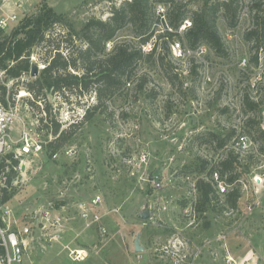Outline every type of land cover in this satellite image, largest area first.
I'll list each match as a JSON object with an SVG mask.
<instances>
[{
  "label": "rangeland",
  "instance_id": "374dc122",
  "mask_svg": "<svg viewBox=\"0 0 264 264\" xmlns=\"http://www.w3.org/2000/svg\"><path fill=\"white\" fill-rule=\"evenodd\" d=\"M124 1L1 0L0 28L9 34L50 7L80 32L92 18L108 20L112 8ZM182 1L189 18L178 30L169 24L170 4L155 3L146 42L140 24L128 21L106 43L104 55L118 45L142 49L136 81L109 100L108 108L97 110L57 156L48 145L55 138L53 121L61 130L68 128L97 103L96 94L49 90L46 102H37L26 88L35 79L30 71L19 79L0 75L7 98L13 94L25 116H45L41 110L47 103L51 110L48 126L40 121L44 151L19 161L13 195L5 202L14 230L29 242L24 264H264V136L251 134L255 128L248 125L252 119L264 130V34L262 19L257 21L259 14L264 18V0L260 13L253 8L256 0H237L234 24L232 16L218 12L220 54L210 42L189 43L186 32L192 25L186 21L192 24L191 11L202 2L176 3ZM65 27L56 25L50 41L33 50L31 63L40 71L58 44L64 54L77 55L85 48L77 37L68 44ZM256 29L258 36L249 40L247 34ZM167 31L178 35L170 39ZM173 41L181 43V56L173 53ZM154 46L156 53L150 55ZM161 59L176 73L172 79ZM208 131L227 139L228 148L205 142L208 136L195 137ZM241 136L248 138V148L238 144ZM230 150L237 159V178L229 183V176H214L211 201L200 210L197 185L206 178L199 171L203 160L210 169ZM221 184L227 187L225 194H219ZM235 188L240 196L230 208L226 196ZM97 195L101 203L96 205L92 200ZM147 203L150 218L143 220L138 214ZM85 208L87 218L82 216ZM140 232L144 252L134 248ZM180 239L184 246L174 260L164 247ZM72 250H85L87 256L79 259Z\"/></svg>",
  "mask_w": 264,
  "mask_h": 264
},
{
  "label": "trees",
  "instance_id": "16d2710c",
  "mask_svg": "<svg viewBox=\"0 0 264 264\" xmlns=\"http://www.w3.org/2000/svg\"><path fill=\"white\" fill-rule=\"evenodd\" d=\"M189 2L194 0H188ZM202 2L201 6L191 11L192 27L187 30L186 37L192 46H196L202 42H210L214 48H217L218 53H222L221 37L218 31L215 30L217 24V14L220 10H224L227 17L232 16L233 23L237 18L239 4L237 0H198ZM177 0H125L123 4L117 8H112V15L108 20L92 18L80 32H77L73 27L68 25L61 14L55 12L52 8L40 10L37 14L26 18L23 23L14 28L11 33L7 34L0 28V72L5 71L8 78L19 79L24 73L31 70V55L33 50L44 43L50 41L49 34L56 25L66 26V41L68 44L74 42V38H80L85 43V48L79 49V53L64 54L60 44L54 48V54L46 59L45 68L31 82L27 83V90L31 95L37 98V102L41 100L46 102V91L53 90L58 93H76L78 96H84L90 92L96 94L97 103L89 106L79 121L70 124L66 129L61 130V124L58 121H53V133L55 138L49 142V147L54 154L66 145L70 139L82 128L83 124L90 120L94 113L101 109L108 108L106 103L112 100L115 96L122 93L127 86H130L136 81L137 66L143 59L145 53L142 49H134L129 45H118L104 55L105 45L108 41L115 38L117 32L126 24L132 22L140 24L141 35L146 34L150 29L149 22L155 14V3L170 4L173 11L169 13V24L174 29H179L185 20L189 18V11L186 10V5L182 2L176 3ZM188 3V2H187ZM263 0H256L253 8H257L259 13L262 10ZM262 19V27L264 34V18L257 15V21L260 23ZM259 25V24H258ZM170 39L178 35L174 32L167 31ZM23 36V37H22ZM145 36V35H144ZM150 37V35H147ZM143 37V42L148 40V37ZM258 36L257 29L247 34L248 39H254ZM158 47L154 46L153 51L156 53ZM164 49L171 50L168 43H165ZM195 48V47H193ZM163 58V57H162ZM161 66L166 69L169 79H172L176 73L173 69L170 71L164 59H161ZM75 70L76 72H72ZM8 89L5 85L0 84V101L8 103ZM9 100L15 103V96L9 94ZM35 104L33 101H30ZM39 108V107H38ZM40 109V108H39ZM46 115H41L40 121L43 125L48 126L51 110L47 103V108L41 110ZM255 120H249L248 125L255 128L251 134H262L264 130L260 123H254ZM203 136H208L205 142H217V147L228 148V140L223 139L218 133L208 131L196 135L198 139H203ZM233 138V137H232ZM231 138V139H232ZM223 158L216 163H213L209 169L210 163L203 160L202 167L199 169L201 173H206V178H201L198 182V189L201 193L199 201L200 210L205 209L206 205L211 201V194L214 193L213 181L215 174L220 177L229 176L228 182L232 183L237 177L234 174L236 165V156L232 150L228 151ZM15 165L18 160H14ZM209 169V170H208ZM208 170V172H206ZM6 171V163L0 162V203L7 202L13 195V180L16 175V170L11 167L9 172H6V178L2 175ZM239 191L233 189L226 196L227 206L234 208L238 204Z\"/></svg>",
  "mask_w": 264,
  "mask_h": 264
},
{
  "label": "built area",
  "instance_id": "2783aa9c",
  "mask_svg": "<svg viewBox=\"0 0 264 264\" xmlns=\"http://www.w3.org/2000/svg\"><path fill=\"white\" fill-rule=\"evenodd\" d=\"M12 18L15 19L16 17ZM186 22L189 26L192 25L189 21ZM1 25L2 27L7 25V21H2ZM172 51L175 55L181 56V43L173 41ZM4 73L5 71H1L0 75ZM20 98L21 95H18V99ZM7 100V104L0 101V162L4 161L6 163V171L2 173L4 178L7 177L6 172H9L11 167L18 170V167L21 168L19 161L22 162L25 158L39 155V153L44 151L45 147L43 141L40 139L39 131L42 128L40 117L37 116V119H33L29 118L27 115L25 116L18 103H12L11 100H9V96ZM26 110L28 111L29 107H26ZM27 113L30 114V110ZM238 144L243 148H248V138L246 136H241ZM54 156H57V153H55ZM14 160H18L17 165L13 163ZM215 178H218L217 174H215ZM218 188L220 190L219 194H225L227 191L226 185L221 184ZM92 201L96 205L101 203V196H95ZM82 208H84V206H82ZM10 211L11 209L6 203H0V264H24L29 242L27 238L21 237L19 231L17 232L14 230V226L10 219ZM47 214L49 215L51 213L47 212ZM82 216L84 218L89 216V212L86 208ZM102 231L106 233L107 229L103 227ZM179 241L178 244L170 242V245L164 247V250H166L168 254H172L171 256L174 260H176V256L180 257L178 253L184 246V242L181 241V239ZM86 254L85 250H72L71 253V255L79 256V259L86 258Z\"/></svg>",
  "mask_w": 264,
  "mask_h": 264
},
{
  "label": "water",
  "instance_id": "95a60500",
  "mask_svg": "<svg viewBox=\"0 0 264 264\" xmlns=\"http://www.w3.org/2000/svg\"><path fill=\"white\" fill-rule=\"evenodd\" d=\"M40 66L37 63H33L31 65L30 73L33 77H36L40 73ZM139 218L143 220H147L150 218V211H149V203L145 205V209L138 214ZM134 248L136 252H144L145 247L141 242V232L137 234L135 238Z\"/></svg>",
  "mask_w": 264,
  "mask_h": 264
},
{
  "label": "bare ground",
  "instance_id": "6f19581e",
  "mask_svg": "<svg viewBox=\"0 0 264 264\" xmlns=\"http://www.w3.org/2000/svg\"><path fill=\"white\" fill-rule=\"evenodd\" d=\"M25 94H26V93L24 92V93H23V96H24Z\"/></svg>",
  "mask_w": 264,
  "mask_h": 264
}]
</instances>
